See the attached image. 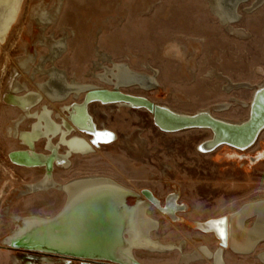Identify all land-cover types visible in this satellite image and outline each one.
Here are the masks:
<instances>
[{"label": "rangeland", "instance_id": "rangeland-1", "mask_svg": "<svg viewBox=\"0 0 264 264\" xmlns=\"http://www.w3.org/2000/svg\"><path fill=\"white\" fill-rule=\"evenodd\" d=\"M37 1H23L16 21L0 43L1 246L6 244L3 240L5 236L8 243L10 242L8 239L16 237L18 228L15 227L16 220H12L7 214L3 216L6 206H9L8 211L10 210L11 214L49 216L60 208L64 200V194L56 190V207L48 210L42 205L36 207L34 203L36 197L32 194L16 197L15 189L22 188L27 182L36 178L32 179L34 175L28 170L34 168L20 166L9 158L8 151L18 147L19 144L17 140L5 136L8 121L20 112L18 108L8 104L5 96L11 93L15 76L19 75L21 80L29 81L32 77L31 74H25L18 68L15 59L23 54L26 46L34 48L37 27L29 18V13L31 5ZM46 1L51 6L56 2V0ZM254 1L250 0L241 6L239 12L242 14V19L234 25L246 30L248 36L246 39L231 35L228 29L210 13L206 0H66L60 25L56 28L52 26L48 32L51 36H55V32L57 36H62V23L75 31L68 29L69 33L73 32L76 36L70 40V51L58 63L68 70L69 77L77 76L82 81L90 80L86 75L94 58L93 47L99 40L103 49L113 54L116 60L129 63L135 71L148 72L150 69L145 68L148 66L158 70L160 84L157 87L148 90L125 87L124 92L144 95L156 103L168 105L175 111L195 113L203 108H211L219 102H231V95L244 101L252 98L253 93L249 89H234L231 94L226 93L224 88L227 77L235 82L248 81L253 84L264 81V5L253 12H247L246 9ZM150 3L155 5L152 10H149ZM100 30L103 33L97 39ZM173 41L181 42L187 47L188 61H182L184 57L175 50L170 53L166 51L175 44ZM45 51H47L45 47L38 46L39 54ZM167 55L178 59L168 58ZM212 69L213 77L208 73ZM45 78V76L37 77L38 80ZM93 80L100 86H112L95 78ZM32 81L33 79L30 82ZM83 98L81 97L79 101ZM71 101L77 100L73 96L66 102ZM58 107L60 103L53 102L51 108ZM89 109H106L94 111L98 123L106 122L107 109H113L109 112L107 124L115 131L123 132L122 137L130 135L131 144L114 142L111 146L99 149L92 155L93 157L74 156L73 158L79 159L90 157V160H86L90 166L85 168L90 173L84 174L108 175L132 188L148 186L160 195L169 189L164 180H184L185 182H178L183 185V197L187 196V192L192 196L195 190L200 197V200H192L190 204L194 210L185 213L192 218L227 215L238 209L241 201L242 203L252 201L254 197L264 199V130L258 136L256 143L245 150L247 160L244 161L246 165L242 168V163L237 160L240 158L238 155L240 152L229 148L228 145H221L210 152H201L198 149V145L211 136V131L207 128H188L178 132L173 131L175 133H165L167 131L163 132L154 125L151 114L144 107H110L98 102L90 105ZM213 113L218 117L240 121L248 116L249 108L238 104L226 110H214ZM30 121L27 120L23 128H27ZM139 127L145 129L143 135ZM137 134L148 139V146L147 140L143 146L137 141ZM251 157H258V162H251ZM162 162L171 165L173 171L168 172L165 163L161 166ZM77 164L79 163H76L75 168L78 167ZM47 166L50 169L54 167L52 164ZM60 173L63 176L67 174L66 171ZM69 177H58V179L65 180ZM133 178H147V181H134ZM228 179L233 181L229 184V191L249 190V197L234 196V200L228 206ZM127 203L132 206L134 200L127 199ZM150 213L163 220L160 234L156 233V236L160 235L164 239L166 237L174 240L185 239L188 249H194L198 243L207 244L211 248L219 244L212 234L202 233L193 228L192 223L170 221L155 208L150 209ZM250 223L251 220H248V224ZM1 246L0 264H14L16 257L19 264L30 259L43 264L45 257L61 264H82L74 258L29 253ZM199 251L204 252L203 249ZM134 252L139 259L165 264L174 263L179 255L177 252L168 255L154 254L139 249ZM258 254H250L249 260L255 264H263L255 258ZM182 256L183 253L181 258ZM225 258L228 264L231 260L228 249ZM197 264H209V261Z\"/></svg>", "mask_w": 264, "mask_h": 264}, {"label": "bare ground", "instance_id": "bare-ground-1", "mask_svg": "<svg viewBox=\"0 0 264 264\" xmlns=\"http://www.w3.org/2000/svg\"><path fill=\"white\" fill-rule=\"evenodd\" d=\"M23 1L24 0H0V43L5 39L13 23L16 21ZM65 1L66 0H56L55 4L51 6V4L46 0H38L31 5L29 18L37 27V36L33 45L34 48L31 49L29 46H26L23 50V54L16 57L15 61L18 68H20L23 73H29L32 75L29 79L30 81L33 79V81L30 82L29 80H21L19 75L15 76L14 84L11 86V93H9V96H5V98L8 99L9 105L20 110L14 118H11L8 121L5 127V136L11 140L20 141L25 145L29 144L30 146H33L30 149H13L9 153V158L16 164L26 168L43 167L48 164H52L55 167L69 166L70 163L72 164L73 157L76 155H80L82 157L92 156L99 149L111 146L114 142H123L125 145H130V135L122 137L121 134L111 128V126L106 122H99L101 126H98V122L95 117L90 114L89 108L90 105H95L99 101L91 102L88 105V109H85V104L83 103L84 98L82 101L79 100H81L80 98L84 97L88 91L93 93L96 89L106 88L109 91L103 95V98H119L116 99L115 102L104 103L107 104V106H130L134 108H143L139 106L135 107L127 102H122L121 98L129 97L122 94L120 91H124L123 88L125 87H135L136 89L148 90L155 88L160 84L159 74L156 68L148 66L145 67L146 69H150L148 72L135 71L129 63L116 60L113 54L103 49L99 40H97L95 46L93 47L94 58L90 63V71H88L86 75V77L90 80L82 81L79 80L77 76L69 77L68 70L60 66L58 63L62 61V59L70 51V40L72 37L75 38L76 34L73 35V32L75 31L69 28V26H64L62 23V36H57L56 32L55 36H51L48 32L52 26L56 28L60 25ZM206 1L208 3L210 13L219 20L221 25L228 29V32L231 35L243 39L248 38L246 30L234 25L242 19V14L239 12V9L243 4L249 2L250 0ZM263 5L264 0H255L254 3L246 9V11L249 13L253 12L255 9ZM154 6V3H150L149 10H152ZM68 29L73 32L69 33ZM102 33V30L98 32L97 39L100 38ZM39 43L41 44L39 45ZM174 43L175 44L168 47L166 51L170 53V51L175 50L177 54H181L184 57L182 61H188L187 47L178 41H175ZM38 46L45 47L47 51L39 54ZM170 55H167L166 57L178 59L176 57H171ZM213 71L214 70L212 69L208 72L209 76H214ZM38 76H45L46 78L38 80ZM93 78L103 82L104 84L112 86H100L95 82V80H93ZM31 84H33L32 87L30 86ZM234 89L252 90V98L249 101H244L234 95H231V102H219L214 104L211 108H203L195 113L175 111L168 105H162L150 99L153 102V105L156 104L159 109L146 110L152 112L155 125L161 130L167 132L183 130L177 128L179 125L177 124V121L186 119L189 120L192 118L194 119L195 116L198 118L211 117L215 121L228 123L230 125H238L246 122L251 109L256 110V106H253L255 102L258 101V104H261L264 101V81L258 84H253L248 81L235 82L231 78L227 77L224 91L231 94ZM84 92L85 94H83ZM134 95L136 96H134V98L132 97L131 102L135 105H139L141 101L146 99V96L143 97L144 95ZM73 96L77 101L66 102L69 98H73ZM254 97L256 99L252 102ZM53 102L60 103V107H58V110L55 111L57 118H59L58 120L51 115ZM147 102L149 103L150 101ZM238 104H242L249 108L248 116L243 120L234 121L215 116L213 113L214 110H226L231 106ZM41 105L43 106L41 107ZM37 107L39 108L37 109ZM93 110L95 112L98 111L97 109ZM27 120H31L29 127L23 128V124L26 123ZM194 123L196 125H193L190 128H208L212 130V137L199 145L200 150L211 151L215 147L226 143L225 141L227 137H224L220 131L211 124V122L204 120ZM185 127L184 129H188ZM213 129L216 132L215 137L213 136ZM263 130L264 127L260 133H262ZM106 133H110L111 137L109 138L104 135ZM54 137L59 139V141H54ZM136 137L137 141L142 146L145 145L146 139L144 137L139 134H137ZM42 140L45 141L44 144L48 146L50 145L47 153H40L34 149L36 141ZM165 165L169 169L168 172L173 171L171 165L166 163ZM50 188L59 190V192L65 195L62 205L52 215L42 216L37 214H11L10 210L8 211V209H10L9 206L4 208L3 216H6L7 214L12 220H16L15 223L17 222L16 226H18V228L16 236L22 234V232L26 231L30 226L39 224L40 220L51 219L63 208L68 207V205L71 206V209H69L71 212L79 210L80 213H83L85 209H87L84 206L87 196L96 195L103 189L113 190L115 188H124V190L130 191L126 184L104 174L76 175L66 180L51 179L50 176L47 175L42 179H36L31 182L29 181L22 188H19L18 190L15 189L14 191H16V197L20 198L34 194L37 191H48ZM149 205L150 203L148 200H138V203L134 205L130 215L127 216L128 219L126 220V223L130 228L128 227V233L125 234V237L127 238L129 247L125 248L124 252L121 249L118 251V255L122 260H125L129 264L133 263V258L139 260L134 252L137 249L151 253H167L172 250L181 251L183 256L180 259L181 261L179 264H195L200 259H211L213 257V252H187L183 251V243L179 244L175 242L166 244L156 239L157 237L154 238L153 234L158 231L159 223L156 219H153L150 216V213L148 214L147 209ZM75 217V214H72V216L68 218L70 221L69 223H77L78 218L76 219ZM262 232H264V229ZM247 239H249V241L250 239L253 240V238ZM255 239L252 243H250V245H248L249 247L246 246L249 251L252 247H254L253 245L255 243ZM8 240L11 241L10 239ZM235 244L236 243L233 241H230L229 245L234 249L239 250L235 247ZM214 256V264H219L217 256ZM261 259L264 260V255L261 256ZM14 264H19L17 257ZM20 264L40 263L25 260L24 263ZM43 264L61 263L54 261L52 258L45 257ZM83 264L106 263L86 261Z\"/></svg>", "mask_w": 264, "mask_h": 264}, {"label": "water", "instance_id": "water-1", "mask_svg": "<svg viewBox=\"0 0 264 264\" xmlns=\"http://www.w3.org/2000/svg\"><path fill=\"white\" fill-rule=\"evenodd\" d=\"M109 91L106 88L96 89L92 92H86L83 103L85 109L93 101L101 103H112L119 98H103V95ZM129 98H121L122 102H127L135 107H144L146 109H159L157 105L148 98L141 101L139 105L131 102L134 94L120 91ZM92 93V94H91ZM102 95V96H101ZM255 97L252 102L255 101ZM147 101H150L149 103ZM260 101V100H259ZM256 110L251 109L246 122L238 125H230L228 123L215 121L211 117L188 119L177 121L178 129L190 128L196 125L194 122L208 121L227 137L226 143L238 149H245L251 146L257 140L260 131L264 127V101L258 104V101L253 104ZM189 122V123H187ZM214 130V129H213ZM213 136H216L214 130ZM142 193L148 197L154 205L163 213L170 216L173 215V210L163 207L160 199L154 195L152 190L145 188ZM130 192L121 188L103 189L96 195L87 196L84 206L87 208L80 213L79 210L71 212V206L63 208L51 219L40 220L39 224L30 226L22 234L11 239L7 244L9 249L38 252L46 255H57L62 257L74 258L83 261H97L106 264H129L122 260L118 251L124 252L125 248L129 247V243L125 234L130 228L126 220L130 215L134 206L127 203V198ZM246 206V205H245ZM75 214L78 222L73 224L68 220L69 217ZM231 216L222 217L221 222L227 225V219L230 221ZM211 220H209L210 222ZM199 223L198 221L196 222ZM73 224V225H72ZM129 227V228H128ZM225 234L227 229L225 227ZM218 235L219 244L223 247L230 246L226 240V236ZM1 246V245H0ZM5 247V246H1ZM7 248V247H6ZM124 248V249H123ZM132 264H144L143 262L132 259Z\"/></svg>", "mask_w": 264, "mask_h": 264}, {"label": "flooded vegetation", "instance_id": "flooded-vegetation-1", "mask_svg": "<svg viewBox=\"0 0 264 264\" xmlns=\"http://www.w3.org/2000/svg\"><path fill=\"white\" fill-rule=\"evenodd\" d=\"M57 110L58 109H51V112H52L51 115H53L55 117V119L58 120L59 118H57V114L55 112ZM97 110L104 111L106 109H97ZM112 110L107 109L108 117L106 119V123H108V120H109V117H110L109 112L112 111ZM89 112H90V114L92 116L96 117L95 116L96 113L94 112L93 109H89ZM148 112L151 114V118H152V121H153L152 112H150V111H148ZM153 123H154V121H153ZM27 125H28L27 127H29V123ZM154 125H155V123H154ZM98 126H101V124L98 123ZM136 127H138V126H136ZM136 127H134V128H136ZM140 129H141V134L143 135V131L145 129H142V128H140ZM209 130L211 131V136L209 138H211L212 137V130L211 129H209ZM118 133L121 134L123 132H118ZM165 133H170V132H165ZM172 133H175V132H172ZM209 138L204 139L202 142H204L205 140H207ZM146 140H147V146H148V139L146 138ZM54 141H57L56 137H54ZM172 141L173 140H171V142ZM256 141H255V143H256ZM44 142H45L44 140L36 141V144L34 145V149L37 150L40 153H47L49 151V146L50 145L48 146V145L44 144ZM17 143L19 144V146L16 147L18 149H24V148H29L30 149V148L33 147V146H30L29 144L25 145V144H23L20 141H17ZM254 144H252V145H254ZM199 145H198V149H199ZM222 145H228L229 148H232V149H234L236 151H239L240 153L238 155H240V158L237 159V160H238V162L240 164L242 163L241 164L242 168L245 167L246 164L244 163V161L247 160V158H246L247 154L245 153V150L247 148L251 147L252 145L246 147L245 149H238L237 147H233V146H231L230 144H227V143H224ZM219 146H221V145H219ZM219 146L215 147L213 150H215ZM16 148H13V149H16ZM13 149H11V150H13ZM11 150H9L8 152H10ZM122 150H124L123 147H122ZM200 151L201 152H210V151H202V150H200ZM91 157H93V156H91ZM86 160L87 161L90 160V157L82 158V159L81 158L80 159L79 158H73L72 164L70 163L69 166H59V167H57V166L55 167L54 166V167H52V169H50L48 166L47 167L43 166V167H36L34 169H28V170L32 171V174L34 175V176H32V179H35V178L36 179H42L45 176L49 175L51 179L60 180V179H58V177L65 178V177H69V176H73V175H77V174L90 173L88 171V169H85L87 167L89 168V166H90L89 164H87L88 162ZM258 160H259L258 157H251L250 158L251 162H258ZM76 163H79V164H77L78 165L77 168H75ZM163 163H165V162H162L161 166L164 165ZM24 169H26V168H24ZM84 169L87 170V171H85ZM60 171H66L67 174H65L63 176L60 173ZM161 172L163 173L162 170H161ZM150 174H152V173L150 172ZM19 180L26 181L24 179H19ZM129 180H131V179H129ZM133 180L134 181L135 180L136 181H147V178H145V179L133 178ZM164 181L166 182L165 183L166 187H169V189L166 190L164 192V194H162V195H160L156 190H154L153 188H150L148 186H142V187H139V188H132V187L130 188V186L127 185L129 187V190H130L129 191L130 195H129V197L127 199L128 200L129 199H133L134 200V204L132 206L136 205L138 203V200H141V199L148 200L149 203H150V205H149V207L147 209L148 214L150 213V209H152V208H155V209L158 210V208L154 205V203L142 193L143 189L148 188V189L152 190L154 195H156L160 199V202H161L163 207H166V208H168L170 210H173V215L172 216L160 211L166 217V219H168L170 221H174V222L184 223V224H187V223L191 224L192 223L191 225H193V228L201 231L202 233L212 234L213 237L218 240V242H219V239H218V235H216V232H218L220 236H222L221 233H223V236H224V234H225L224 230H225V227H226L227 233L225 234V236H226V240L228 241V244H230V241H233L234 243H236L235 247L238 248L239 250H236V249H234L231 246H228V247L225 248V247H223L220 244H218V245L214 246L213 248H211L209 245L204 244V243H198L195 246L194 249H188L187 240H185V239H179V240L169 239V240H165L164 238H162V236H160V235L156 236L155 235L156 233L160 234V231L162 229L161 227H162L163 220H160L159 217L157 218V217L152 216L151 213H150V216L153 219H156L158 221V223H159L158 231H156L153 234L154 238L157 237L156 239H158L161 242L166 243V244L175 243V242L179 243V244L183 243V245H184L183 251L195 252V251H199V249H203V251H206V252L208 251V253L213 252L214 255L217 256V261H218L219 264H227V261H226V258H225L226 249H232L233 251L243 252V253L251 252L254 247H252L250 249V251H249L248 250V247H249L248 245H250V243L253 242L255 237L257 236L255 241H254L255 243H254L253 246H255L258 241L264 239V232H262L263 229H264V217H262V216H264V199L255 198L252 201H245L244 203H242V201H241L239 208L229 212L227 215H221V216H216V217L215 216H213V217L205 216V217H202V218L201 217L192 218V217H189V216L185 215V213H187L188 211H193L194 210L193 208L190 207V204H191L192 200H200V197L197 196L198 192L195 190L193 192L192 196H191L190 192H187L186 193V195H187L186 197H188V198H186V197H183V193H182L183 185L178 183V182H185L184 180H179V181L175 180L174 181V180H168L167 179V180H164ZM232 183H233V181L231 179H228V191L230 190L229 184H232ZM237 183H240V182H237ZM56 192L57 191L55 189L50 188L48 191H37L34 194H32V195H34V197H36L34 199L35 200L34 203L37 205L36 207H40L42 205L45 209H48V210L54 209L53 207H56L55 206L56 205V195H55ZM234 196L235 195H234L233 191H229L228 192V206L231 205L232 201L234 200ZM64 197H65V195H64ZM198 212H200L199 209H198ZM224 216L228 217V218H229V216L232 217L230 221L227 219V225H225L223 222H221V219ZM209 220H211V221L209 222ZM248 220H251L250 224H248ZM197 221L199 222L198 224L196 223ZM15 227H16V224H15ZM6 237L7 236H5V238H3V240L6 242V244H3V245L8 247L7 244H9V243L6 241ZM247 238H253V240L250 239V241H249V239H247ZM240 244H241V246H240ZM242 246H244V247H242ZM246 246H248V247H246ZM220 249H221V251H220ZM27 252H29V253H38V252H31V251H27ZM174 252H177L179 255H178V259L172 264H178L180 259H181V253H182L181 251L175 250V251H170V252H167V253H154V254H167L168 255V254H171V253H174ZM214 255H213V257L211 259H207V258L200 259L197 263H200V262H203V261H209V264H214V261H215V256ZM263 255H264V252H261L258 255H256L255 258L258 259L261 263L264 264V260L261 259V256H263ZM53 256H57V255H53ZM23 259H26V258H23ZM139 260L141 261V259H139ZM31 261H33V260H31ZM79 261L82 264L86 262V261H83V260H79ZM197 263H195V264H197Z\"/></svg>", "mask_w": 264, "mask_h": 264}, {"label": "crops", "instance_id": "crops-1", "mask_svg": "<svg viewBox=\"0 0 264 264\" xmlns=\"http://www.w3.org/2000/svg\"><path fill=\"white\" fill-rule=\"evenodd\" d=\"M235 197H239V196H247V198L249 197V190H245L242 192V189L240 190H234L233 191ZM258 196V195H256ZM253 198V197H252ZM256 198V197H254ZM170 238L166 237L165 240H169ZM264 252V239L258 241L256 243V245L254 246V248L252 249L251 252H237V251H233L232 249H228V254L230 257V261L228 262V264H255L254 262H251L249 260V255L253 254V253H261ZM141 261L144 264H165V263H156L153 262L152 260H148V259H141Z\"/></svg>", "mask_w": 264, "mask_h": 264}, {"label": "snow or ice", "instance_id": "snow-or-ice-1", "mask_svg": "<svg viewBox=\"0 0 264 264\" xmlns=\"http://www.w3.org/2000/svg\"><path fill=\"white\" fill-rule=\"evenodd\" d=\"M104 135L108 136L109 138L111 137V134L110 133H106ZM221 235L223 236V233H221Z\"/></svg>", "mask_w": 264, "mask_h": 264}]
</instances>
